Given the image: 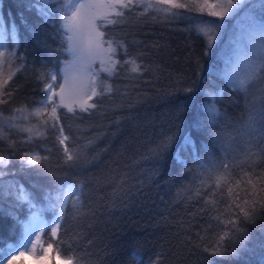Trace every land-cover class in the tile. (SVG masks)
I'll list each match as a JSON object with an SVG mask.
<instances>
[{
    "label": "trees",
    "instance_id": "trees-1",
    "mask_svg": "<svg viewBox=\"0 0 264 264\" xmlns=\"http://www.w3.org/2000/svg\"><path fill=\"white\" fill-rule=\"evenodd\" d=\"M31 2L0 0L3 23L6 28L16 26L17 54L25 57L23 61L13 62L14 75L4 85L3 90L11 94L4 97L6 103L0 104V117L4 121L13 114L19 117L21 114L14 111L17 108L23 106L29 111L34 108L45 95L44 85L37 79L40 72L46 71L52 63L59 69L61 62L68 59L58 51L59 38L53 37L54 28L45 23L35 9L30 10ZM262 4L264 0H249L240 9L242 14H247L246 19L250 15L264 18ZM178 11L182 13L181 17L156 20L145 16L137 21L129 14L128 23L105 29L116 39L128 42L129 53L148 70L133 79L127 65L119 68L118 74L109 81L113 91L95 97L98 107L90 114L79 113L78 117H73L65 109H59L61 123L70 137L65 146L74 148L93 141L74 167L63 164L64 146L58 144L56 134L51 130L47 138L28 141L27 133L9 127L4 138H0V155L8 158L2 169L4 179L10 184L23 185L34 194L38 206L43 207V190L51 187L56 178L83 183L85 214L74 219L69 203L63 230L58 235L64 238L66 248L71 243L69 252L74 249L89 264H135L130 257L133 251L141 254L144 264H156L157 261L159 264H208L209 261L215 264H264V233L259 230L264 222L257 227L248 226L252 237L248 242L251 251L242 259H220L203 251L204 246H210L218 238L223 226L211 221L208 212L201 211L204 198L193 195L199 183L197 169L189 156L190 148H183V136L190 134L202 155L204 149L201 146L204 145L212 149L218 159L222 158L221 148L213 147V133L235 135V128L247 115L245 96L228 88L216 75L224 50L231 47L230 39L242 28L244 21L236 26L235 19L227 18L219 39L205 55L206 40L194 26L200 20L216 19L205 12ZM39 40H47L50 50L42 47ZM5 41L11 48L10 40L5 37ZM125 58L122 54L119 56L121 61ZM189 86L192 92L185 91ZM261 87H264L262 81L254 84L248 99L258 97L257 90ZM220 88L224 91L222 97H217L216 105L225 120L213 126L208 124L201 105L206 92ZM260 103L257 100V106ZM180 105L186 110L180 115L177 130ZM30 119L36 121L35 117ZM197 121L201 124L200 130L194 126ZM173 132L176 139L157 165L151 159L153 150L163 137ZM243 140L241 135H236L234 140L225 135L229 158H240ZM228 144L237 152H232ZM33 152L48 157L43 167L22 164L21 157ZM47 169L54 171L56 177L47 175ZM258 169V174H264V161L258 164ZM232 175L241 177V168L233 167ZM242 187L250 188L246 183ZM260 195L264 196V193ZM10 213L26 219L27 206L9 210L0 207V244L15 242L22 231ZM44 217L50 220L52 213L45 212ZM51 250L57 254L55 245ZM12 264L27 263L22 260Z\"/></svg>",
    "mask_w": 264,
    "mask_h": 264
},
{
    "label": "snow or ice",
    "instance_id": "snow-or-ice-1",
    "mask_svg": "<svg viewBox=\"0 0 264 264\" xmlns=\"http://www.w3.org/2000/svg\"><path fill=\"white\" fill-rule=\"evenodd\" d=\"M244 0H216V3H208L207 0H32L30 10L35 9L44 22L54 28L53 37L59 38V48L68 59L62 61V66L57 68L56 63L46 71L40 72L37 79L43 83L44 97L30 111L26 107L15 109L16 113L7 119L8 126L20 132L27 133V140L47 138L51 130L55 133V139L63 147V164L74 167L84 155L85 149L93 143L69 148L66 142L70 140L61 123L63 108L73 117L79 113H91L98 107L95 97H103L113 91L109 82L118 74V70L128 66L129 76L137 78L142 71H147L146 66L138 63V58L128 51V42L116 39L108 34L105 29L108 26L126 24L130 15L139 21L141 17L150 16L152 20L170 19L182 16L178 10L188 12L199 11L217 18L216 20H200L195 24V30L206 40L205 55L218 39L217 34L224 26L225 17H231L239 9ZM51 4L58 7L49 8ZM264 8V4L261 5ZM155 13V15H152ZM12 47L9 49L3 42V37L9 36ZM42 47L49 49L47 40L38 41ZM138 44V41H132ZM126 57L121 61L120 55ZM25 57L17 54V29L13 24L8 32L0 28V65L11 66L14 61H23ZM43 63V62H42ZM99 64V67L95 65ZM241 70H232L223 74L225 85L231 90L245 96L247 115L242 123H239L233 133H213V147H220L222 158H217L212 149L202 145L197 149L195 141L190 134L183 136V148H190L189 156L197 169L198 186L195 188L194 197H203L204 207L201 211L209 213V219L222 225L223 230L218 233V238L210 245L204 246L203 251L211 257L234 260L242 259L244 254L251 251L248 242L252 239L251 229L248 226L257 227L264 222V174H258V164L264 161V87L259 88L258 97L249 100V90L258 81L264 82V22L261 23L258 35L250 38L240 54ZM20 67H23L21 64ZM104 74V75H102ZM14 72L7 73V77L0 81V104L6 103L4 99L11 94L4 89V85L12 79ZM62 81V82H58ZM57 89H59L57 91ZM192 87L185 88L186 92H192ZM224 88L205 93V101L201 105L206 113L207 122L217 125L224 122L225 118L216 105L217 97H222ZM257 100L261 101L257 106ZM184 105L177 109L176 127L179 130L180 115L185 111ZM31 117H35L37 123H31ZM2 119V117H0ZM28 121L27 124L19 123L20 120ZM200 130L199 121L194 125ZM225 135L234 140L236 135L243 136V151L229 158L225 150ZM176 139V133H170L163 137L160 144L153 150L151 159L157 165L163 160L164 153L171 147ZM232 152L236 148L228 144ZM179 158V152L177 153ZM47 156H41L37 152L25 153L21 157L23 165L28 167L41 165L47 161ZM8 158L0 155V166L6 165ZM180 163L185 164L184 160ZM247 165L246 168L242 167ZM241 168L243 175L235 178L232 168ZM46 174L56 177L51 169ZM153 174H155V169ZM4 173L0 171V177ZM247 184L249 187H242ZM8 189H11L9 191ZM226 190V197H225ZM0 196H13L17 206H27L29 215L27 219H20L17 214L10 213L22 231L15 242L5 241L0 244V264H5L9 257L17 258V253L24 256L30 249L39 257L41 251H48L55 245L57 255L66 257L65 264H89L84 261L74 249L71 252V243L65 247L64 238L58 235L63 230L66 221L69 203L73 209V218L85 214L83 207V183H69L58 178L51 187L43 190V207L35 202L33 193H30L23 185L15 183L4 185L0 181ZM193 197H189L192 199ZM51 212L52 218L45 219L44 213ZM211 226V225H210ZM259 230L264 233V226ZM50 233V235L48 234ZM14 234V230H13ZM79 234H77L78 236ZM135 264H144L138 251L130 253ZM9 264L11 262L9 261ZM156 264H159L157 261ZM208 264H215L209 261Z\"/></svg>",
    "mask_w": 264,
    "mask_h": 264
},
{
    "label": "rangeland",
    "instance_id": "rangeland-1",
    "mask_svg": "<svg viewBox=\"0 0 264 264\" xmlns=\"http://www.w3.org/2000/svg\"><path fill=\"white\" fill-rule=\"evenodd\" d=\"M248 1L249 0H244V2L240 5L239 9L235 12V14L233 16L225 17V20H228L227 18L235 19L236 26H237V23H241L243 21L244 22L241 25L242 28L239 31H237V33H235V35L233 36L232 39H230L231 47L228 48L227 50H224V54L221 58V62L219 63L220 65L216 68V75L220 79L223 76V74L226 72H229L232 70H236V71L241 70L240 54H241L242 50L244 49L246 42L250 38L258 35L261 23L264 22V18H261L259 16L250 15L249 19H246L247 14H242L240 8H242L244 6V4H246ZM201 2H203V0H201ZM207 2L208 3H216V0H207ZM205 13L207 14V11H205ZM209 17H211V16H209ZM211 18L217 19L215 17H211ZM0 28L6 30L8 32L11 31V28L5 27L3 20L1 18V15H0ZM220 34H221V31L217 34L218 39L220 37ZM6 38H8L10 40V42L12 43L10 35L6 36ZM217 40H215V41H217ZM3 42L5 45H7V42L5 41V37H3ZM95 67L98 68L99 64L95 65ZM10 68H11V71H13L12 65L11 66H9L7 64L0 65V81H2L4 78L7 77V73L9 72ZM31 118H34V117H31ZM27 123H28V121H22V119H21V124H27ZM31 123L35 124V123H37V120L35 122L31 121ZM7 129H9L7 121H4L3 118L0 119V138H2V139L4 138L3 136L5 135ZM23 133L25 134V132H23ZM3 166H0V171H2ZM0 181L5 183V186L10 184V183H8V180L4 179V175L2 177H0ZM8 190L11 191V189H8ZM12 198H14V197L13 196H0V207H2V208L4 207L6 210L11 209L12 207L16 208L17 207V201L15 202L14 199H12ZM41 252H42V255L39 256L41 258H38L37 255L31 251V249L24 256H20L17 253L16 259H12V257H10L5 262V264H9V261L12 264L14 262H19L22 260H25V262L27 264H52V262L54 264H65L66 260L60 258L58 255L53 253L51 249H49L46 252H44V251H41Z\"/></svg>",
    "mask_w": 264,
    "mask_h": 264
}]
</instances>
